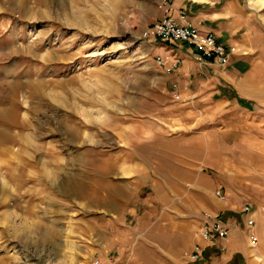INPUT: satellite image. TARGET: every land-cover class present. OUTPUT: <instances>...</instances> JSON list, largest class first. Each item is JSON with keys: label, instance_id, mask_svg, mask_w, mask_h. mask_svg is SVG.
<instances>
[{"label": "rangeland", "instance_id": "obj_1", "mask_svg": "<svg viewBox=\"0 0 264 264\" xmlns=\"http://www.w3.org/2000/svg\"><path fill=\"white\" fill-rule=\"evenodd\" d=\"M159 2L0 0V264H264L239 211V251L188 260L210 181L200 117L143 55Z\"/></svg>", "mask_w": 264, "mask_h": 264}, {"label": "crops", "instance_id": "obj_2", "mask_svg": "<svg viewBox=\"0 0 264 264\" xmlns=\"http://www.w3.org/2000/svg\"><path fill=\"white\" fill-rule=\"evenodd\" d=\"M255 4L261 7L260 2ZM179 12L185 25L202 35L212 33L218 44L230 50L227 62L218 66L192 44L165 41L152 33L140 39L143 55L172 81L173 100L180 97L201 119L199 162L208 173L209 186L226 197L224 202L214 199L208 186L203 209L221 220L224 213L229 223L236 211L244 224L251 218L250 230L264 246V23L243 0H173L170 5L160 0L154 21L166 14L178 22ZM173 60L176 65L166 70ZM92 198V205L96 200L99 205ZM110 198H104L103 207L115 206ZM243 205H248V213L241 211ZM240 234L237 227L216 239V244L225 246V261L243 246L237 239Z\"/></svg>", "mask_w": 264, "mask_h": 264}, {"label": "built area", "instance_id": "obj_3", "mask_svg": "<svg viewBox=\"0 0 264 264\" xmlns=\"http://www.w3.org/2000/svg\"><path fill=\"white\" fill-rule=\"evenodd\" d=\"M173 0H164V3L170 5ZM178 18L180 21L176 22L173 18L163 14L159 19L155 20L150 28V33L157 36L165 41H185L193 46H195L198 51L206 57H211L216 63L222 65L227 61V52L223 46L215 41L212 33L200 34L196 28L185 25L182 22L184 15L179 12ZM147 31H143L141 36L145 37ZM159 63V59L156 60ZM177 61L173 60L171 65L166 68L170 70L176 65ZM214 196L219 200H224L225 195L221 192L219 188H215ZM243 213L249 212L248 205H243L241 207ZM247 228L252 225L251 218H247L245 221ZM229 227L224 220L219 218L218 214H212L210 212H204L200 219V225L197 231V240L193 243L191 250L188 254V260L190 262H195L199 260L206 247L214 245L220 250H224L222 243L216 244V239L225 238L228 234ZM247 234V239L250 246L256 244L255 237L253 233L249 230ZM89 264H109L100 258L93 257Z\"/></svg>", "mask_w": 264, "mask_h": 264}, {"label": "bare ground", "instance_id": "obj_4", "mask_svg": "<svg viewBox=\"0 0 264 264\" xmlns=\"http://www.w3.org/2000/svg\"><path fill=\"white\" fill-rule=\"evenodd\" d=\"M66 129V128H65ZM68 130V129H67ZM72 137H70V139H71ZM71 140H74V139H71ZM54 179V178H53ZM53 179H50V182L51 181H53ZM73 182V181H72ZM68 185V184H67ZM70 185L71 186H73V188H75V190H76V193H78L82 198H84L86 201H87V199L89 200V203L88 204H90V205H92V200H93V198H92V196H89L88 194H86V196L85 197H83V195L82 194H84L85 192H81V191H79L78 190V186H76L75 184L73 185V183H70ZM67 187V186H66ZM66 187H65V189H66ZM69 189V188H68ZM81 190V189H80ZM68 191H70V190H68ZM89 197H90V199H89ZM92 199V200H91Z\"/></svg>", "mask_w": 264, "mask_h": 264}]
</instances>
